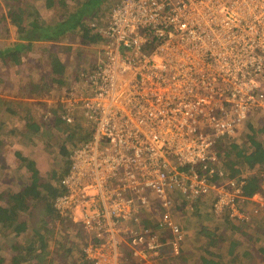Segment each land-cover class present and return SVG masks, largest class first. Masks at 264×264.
<instances>
[{
	"label": "built area",
	"instance_id": "built-area-1",
	"mask_svg": "<svg viewBox=\"0 0 264 264\" xmlns=\"http://www.w3.org/2000/svg\"><path fill=\"white\" fill-rule=\"evenodd\" d=\"M99 30L82 99L93 136L73 149L55 201L87 237L84 262L179 255L176 216L199 199L236 222L259 215L262 188L247 196L220 146L264 110V0H117Z\"/></svg>",
	"mask_w": 264,
	"mask_h": 264
},
{
	"label": "trees",
	"instance_id": "trees-1",
	"mask_svg": "<svg viewBox=\"0 0 264 264\" xmlns=\"http://www.w3.org/2000/svg\"><path fill=\"white\" fill-rule=\"evenodd\" d=\"M116 2L117 0H46L45 4L48 8H53L58 4V10L55 11L52 20L44 18L35 5H32L30 11L23 5L13 7L9 10L10 21L17 26V32L15 40L8 42L0 49V59H2L3 64L7 65L21 64L22 53L30 51L35 42H59L67 38L69 34H71L72 39L76 38L86 46L103 44L106 38L99 30L101 26L92 25V23L102 12L110 13ZM52 61L53 75L62 85L63 76L61 74L63 73L64 62L57 55ZM96 67L97 63L93 65V68ZM82 77L84 80L86 79L83 75ZM32 104L33 102H31ZM56 104V108L48 111L47 116L43 113L40 118L31 112L21 116L22 118L19 120L21 123L23 122V126L19 124L8 127L5 120L0 122V149L3 152L8 150V137L27 145L38 146V143H41L43 148L46 147V151L50 153L55 165L48 173L43 174L37 165L36 158L23 149H15L16 166L18 165L21 174L13 176V172L5 175L0 173V264H8L6 258L10 260L11 264H54L47 257L51 245L47 235L53 230H51L52 228L45 230V228L55 221L66 224L65 218L60 216L55 207L56 199L65 192L61 181L69 170L73 149L79 144L91 140L94 131V124L84 114L82 100L81 103L71 100L69 104L59 100ZM20 111V109L14 110L10 107H3L2 109L4 114L14 120H17L14 117L15 115L17 117ZM67 115L71 116L72 121L65 119ZM248 127V140L250 142L247 146L240 145L234 140L230 142L225 140L220 146V151L228 175L243 179L245 181L244 193L247 196H252L263 185L264 138L261 140L259 135L264 131V126L257 129L254 122H250ZM54 129L62 131V139L57 144V148L50 150L52 137L45 136V133L51 132L53 134ZM256 165L261 170L251 171ZM245 171L247 172L246 176L244 175ZM11 180H17L19 184L12 187V184L9 185ZM207 201L208 198L199 199L195 204L197 209L200 210ZM38 207L43 209L45 218L41 224L36 225L32 217ZM201 213L199 211L198 215ZM222 217L234 231L240 232L238 237L230 243L229 254L233 257L229 261L221 263L222 256L213 247H217L218 240L224 237L214 232H208L204 235L210 239L209 243L204 246L201 238L199 240L200 247L197 250L202 249L203 254L199 255L203 264H234L238 259L234 247L238 248L247 241L252 242V248L248 247L243 254V256L250 257L248 264H264V256L261 259L259 255L260 258H256L253 254V249L259 243L260 236H264V215L255 217L249 222H236L227 215ZM69 223L73 224L72 222ZM77 226L84 239L80 247L83 254V244L87 241V237L81 232L79 225ZM203 228L206 230L209 227L203 226ZM29 230H31V235L28 233ZM252 234L253 237H250ZM20 237H22L21 241L18 240ZM6 250L11 251V254H7ZM256 251L257 253L262 252L264 255V246L259 245ZM189 254L191 255L190 252ZM182 258L183 264H187L189 257L184 254ZM84 264L87 263L84 262Z\"/></svg>",
	"mask_w": 264,
	"mask_h": 264
},
{
	"label": "rangeland",
	"instance_id": "rangeland-1",
	"mask_svg": "<svg viewBox=\"0 0 264 264\" xmlns=\"http://www.w3.org/2000/svg\"><path fill=\"white\" fill-rule=\"evenodd\" d=\"M73 2L76 3V1ZM45 3L46 0H0V49L8 42H13L17 32V26L10 21L9 10L18 5H23L24 8L30 11L32 5H35L44 18L52 20L55 11L58 10V4L53 8H48ZM104 12L97 17L92 25L98 24V26H102L107 23L109 12ZM102 47L103 44H91V46H86L76 38L72 39L71 34H69L67 38L59 42H35L30 51L22 53L21 64L7 65L3 64L2 59H0V122L5 120L8 127L19 124L23 126V122L21 123L19 118H22L21 116H24L27 112H31L41 118L43 113L47 116L48 111L55 109L56 103L59 100L65 104H69L70 100L81 103V100L90 93V88L82 75L86 77V75L95 70L93 65L97 63L98 58L100 59ZM55 55L64 62V66L62 67L63 73L61 74L63 76L62 85L55 79L56 77L53 75L51 69V62H53L52 60ZM31 102H33L32 105ZM45 103H47V105H44ZM3 107H10L14 110L20 109V115L18 114L19 117H16V115L14 117L17 120L10 119L8 115L4 114L2 112ZM255 118L254 126L257 129L262 128L264 126V110L256 112ZM48 135L52 137L50 150L57 148V144L62 139V131H56V129H54L53 134L51 132L45 133V136ZM248 135L249 127L247 125L244 126L243 130L240 131L238 137H236L234 141L240 145L243 144L247 146L250 142L248 140ZM259 137L263 140L264 131L260 133ZM8 141V150L3 152L0 149L1 174H10V172H13V176H19L21 174L18 165L16 166L15 149H23L26 153L36 158L37 165L41 168L43 174L48 173L51 168L55 166L54 160L50 157V153L46 151V147L43 148V144L38 143V146L27 145L21 143L19 140L11 139V137H8ZM259 170H261L260 167L256 165L251 171L256 172ZM244 175H247L246 171ZM11 184L12 187H16L19 182L17 180H11L9 185ZM211 200L212 198H209L206 205L203 204V207L200 206L202 207L200 210L197 209L195 205V210L187 211L182 215H178L179 217L176 216V220L184 227L190 241L185 246L183 244L179 255L171 256L166 254L162 259L155 261L154 264H183L184 260L182 256L186 254L187 249L185 248L188 247L191 248L193 253L192 256L189 257L187 264H203L200 259V255L203 254L202 249L199 251L197 250L198 247H200L199 240L201 238L204 242V246H207V243H209L210 239L204 235L208 232H214L224 237L218 240L217 247H213L216 252L219 251L221 254V263L229 261V259L233 257V255L229 254V249L231 247L230 243L234 238L238 237L240 232L234 231L229 224L225 223V218L215 216L212 213L210 207ZM258 200L264 201V186L260 190ZM179 203H182V201L180 200ZM251 205L253 204L250 203V207ZM199 211L202 212L200 215H198ZM260 213L264 215V207L261 209ZM259 216L256 215L252 217V219ZM44 218L45 214L43 209L38 207L32 217L34 224H41ZM67 224L68 223L64 224L63 222L59 223L55 221L52 224H48L45 228V230L51 228V230H53L52 233L47 235L51 241L47 257L50 258L54 264H84L83 254L80 250L84 239L79 233L77 225L74 223ZM203 226L209 228L205 230ZM28 233L31 235V230H29ZM29 234H27V236H29ZM250 237H253V234ZM18 240L21 241L22 237ZM258 242L259 243H257L253 249V254H255L254 256L256 258L261 257L262 259L264 256L263 253H257L256 249L261 244L264 246V236L261 235ZM248 247L252 248V242L247 241L238 248L236 246L234 247L235 254L238 258L234 264H248L250 262V257L243 256L244 250ZM184 249L186 250L185 252ZM5 252L9 255L11 254V251L6 250ZM6 259L7 263L11 264L10 260L8 258Z\"/></svg>",
	"mask_w": 264,
	"mask_h": 264
},
{
	"label": "crops",
	"instance_id": "crops-1",
	"mask_svg": "<svg viewBox=\"0 0 264 264\" xmlns=\"http://www.w3.org/2000/svg\"><path fill=\"white\" fill-rule=\"evenodd\" d=\"M179 217V216H178ZM188 227V226H187ZM184 228V227H183ZM184 231H185V240H184V242H183V244H184V246L186 245V244H188V242L190 241L189 240V238L187 237V235H186V230L184 229ZM192 244V243H191ZM185 249H187V253L185 254L186 256H188V257H191L192 256V253H193V251H191V248L190 247H188V248H185ZM186 251V250H185ZM189 252L191 253V255L189 254Z\"/></svg>",
	"mask_w": 264,
	"mask_h": 264
}]
</instances>
